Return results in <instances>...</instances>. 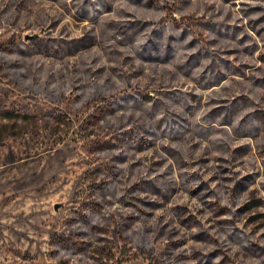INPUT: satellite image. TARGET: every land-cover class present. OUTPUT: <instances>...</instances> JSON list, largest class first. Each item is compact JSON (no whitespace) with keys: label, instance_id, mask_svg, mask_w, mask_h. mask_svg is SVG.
Instances as JSON below:
<instances>
[{"label":"rangeland","instance_id":"1","mask_svg":"<svg viewBox=\"0 0 264 264\" xmlns=\"http://www.w3.org/2000/svg\"><path fill=\"white\" fill-rule=\"evenodd\" d=\"M4 109L0 264H264V0H0Z\"/></svg>","mask_w":264,"mask_h":264},{"label":"trees","instance_id":"2","mask_svg":"<svg viewBox=\"0 0 264 264\" xmlns=\"http://www.w3.org/2000/svg\"><path fill=\"white\" fill-rule=\"evenodd\" d=\"M19 112L15 111V110H11V109H4L2 111H0V116L2 118H6V119H15V118H22L24 119L28 114L26 113H21L19 114ZM97 203L94 201L93 202H84L81 204L80 206V210L78 212H76L75 214V218L77 221H83L84 223H89L92 220V217L95 215V213L97 212ZM122 227V223H120V228ZM62 239V240H58L59 243L65 248L68 249V251H72L74 252H80L82 250H85L87 247V243L83 240H77V239ZM64 240H68L67 242H64Z\"/></svg>","mask_w":264,"mask_h":264},{"label":"water","instance_id":"3","mask_svg":"<svg viewBox=\"0 0 264 264\" xmlns=\"http://www.w3.org/2000/svg\"><path fill=\"white\" fill-rule=\"evenodd\" d=\"M30 36H32V35H30Z\"/></svg>","mask_w":264,"mask_h":264}]
</instances>
